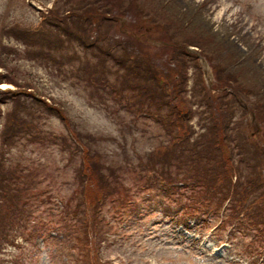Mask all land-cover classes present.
Returning <instances> with one entry per match:
<instances>
[{"label":"rangeland","instance_id":"rangeland-1","mask_svg":"<svg viewBox=\"0 0 264 264\" xmlns=\"http://www.w3.org/2000/svg\"><path fill=\"white\" fill-rule=\"evenodd\" d=\"M86 2L0 0V72L8 71L9 68L2 66L7 63L11 67L9 71L14 73V77H9V80H4V84L0 85V94L6 99L0 105V113L4 119H0V130L3 129L0 131V161L6 158L2 155L5 148L2 147L1 140L7 127H2L5 119L9 118L14 101L5 96L7 90L19 91L20 95L27 98L29 94L27 96L26 93H32L31 97L36 96L38 101L27 99L26 117L35 126L34 131L44 127L43 138L46 139L39 142L34 136H29L31 139L24 135L18 136L8 148L9 159L15 161L10 166L13 167L11 171L15 173L22 168L23 172L32 173L24 184L33 180L36 190H41V210L37 214H29L26 219L31 229L28 237L18 236L15 244L0 248V264H95L98 261L99 264H264V258L252 252L253 245L257 244L255 239L264 238L261 227L254 226L246 216L242 217L243 222L233 223L227 229L219 226L225 208L220 214L203 215V209L199 208L205 205L200 204L202 195L178 189L181 183L179 181L183 179L199 182L191 179V173L184 171L186 166H183L181 174H178L180 177H177V166L161 164L160 160L152 159L150 149L141 137V127L144 128L146 123L139 121L138 117L146 112L141 115L142 109H133L129 103L133 100L139 108L144 99V96L143 99L140 97L139 87L136 88L142 83L137 77L139 72L136 68H128L127 63L118 64L119 60L126 57L124 50L130 48L135 51L136 56H146L148 61L161 67L160 73H172L171 69L167 71L171 48L163 49L161 45L170 41L178 45L184 37L173 34L169 29L165 30L164 26L159 28L154 23L156 18L162 20L163 15H170L168 7L165 10L162 8L172 2L186 14L190 10L201 12V21L209 23L216 32L225 33L226 39L230 36L232 42L247 43L248 47L238 45L240 52L245 53L246 57L252 55L254 64L260 72L263 69L264 75V0H103L107 4L112 2L117 10L108 13V18L96 13L100 27L97 25L94 30L91 28L93 33L89 36L90 42H82L86 50L95 49L103 56L101 62L91 59L93 64H89L86 52L75 45L68 46L69 49L62 53L55 52L53 55L57 61L47 59L49 66L35 60L33 53H28L32 48L24 46L30 40L31 33L35 40L38 36L42 39V22L51 19L52 11L68 13L89 7L87 12L93 11L95 15L98 5L91 7ZM127 2L132 3V7L135 5L141 8L142 12L139 10L137 14V10H129L125 13ZM87 17L88 15L83 14L82 21ZM46 30L48 39L63 32V28L56 26ZM121 44L125 47L123 51ZM190 51H196L201 58L199 57L197 64L190 63L186 70L184 68L188 89L200 79L204 86L211 89L212 96L217 97L231 90L217 91L216 76L207 55L192 46ZM6 55L9 60H6ZM114 57L120 59L116 62ZM62 61L67 66L66 74L81 72L80 82L75 81L72 76L67 79L57 76L54 78L51 72L56 75ZM83 62L89 64H84L88 67L86 70L81 69ZM90 67H93V71ZM174 67L171 64V68ZM177 80V76H174V83ZM234 92L238 96L231 93L226 97L223 94L224 101L229 104V98H238L245 109H239L243 121L242 133L255 146L264 147V127L258 114L252 110L251 104L245 102L243 91ZM216 100L215 98L214 102ZM41 101L48 104L40 107L38 104ZM233 105L237 106L236 101ZM150 112L157 111L150 109ZM149 115L148 113L146 117ZM151 115L158 121L157 114ZM159 115L161 123L169 125L165 116L161 113ZM70 121L86 136L99 137L98 141L91 143L94 153H100L104 157L99 168L92 171L88 164L87 168L79 167L78 162L84 157L82 152L75 156L74 147L67 145V153H62L61 148L65 146L55 144L57 138L58 141L65 137L75 141L74 135L66 127V123ZM191 123L197 130V137L200 132L198 118H193ZM26 125L22 123L25 126L21 127L22 130ZM153 128L147 130L148 135L155 133ZM80 146L85 151L83 143L80 142ZM102 156H96V159ZM36 164L46 165L45 170H50L49 174L33 175ZM100 170H104L109 177V185L115 184L117 179H123L124 183L121 182L118 186L122 191L119 196L97 186L95 174ZM11 171L7 175L13 177ZM72 173L75 177L69 179ZM139 173L143 176L140 177ZM171 178L180 180L170 181ZM142 182L144 183L141 184ZM144 185L153 188L142 191L141 187ZM74 193L81 204L74 202L70 206L71 195ZM193 196H196L197 203L189 200ZM117 197V202L111 200ZM108 202L113 204L109 214L105 213ZM192 204L197 206L192 208ZM54 207L57 217L60 210L65 211L64 207H71L74 210L71 215L75 217L74 221L68 220V223L63 224L60 222L48 228L47 217ZM257 245L263 247L264 254V241Z\"/></svg>","mask_w":264,"mask_h":264},{"label":"trees","instance_id":"trees-1","mask_svg":"<svg viewBox=\"0 0 264 264\" xmlns=\"http://www.w3.org/2000/svg\"><path fill=\"white\" fill-rule=\"evenodd\" d=\"M86 1L87 6L93 7V5H98L94 11L95 15L93 11L87 12L89 7L69 11L68 13H65L67 11L60 13L52 11L50 15L51 19L48 22H42V28L40 29V34L43 35L42 39L38 36L35 40L34 35L31 33L30 42H26L24 46L26 48H32L28 50V53H33V57H36L35 60L49 66L48 60L52 59L57 61V58H54L53 55L55 52L62 53L65 49H69L68 46L75 45V47L86 52V60L89 64H93L91 59L96 61L98 59L97 63L99 61L101 62L103 56L98 54L95 49L86 50L82 42H90L89 36L93 33L91 28L94 30L95 26L100 25V23H97L96 13L108 18V13L116 11L117 8L113 7L112 2L107 4L103 3V0ZM68 4H70V1ZM136 7L135 5L132 7V3L127 2L125 13L129 10L131 12L137 10V14H139V10L142 12L141 8ZM165 7L171 10L170 15H163V19L166 21L156 18L154 23H157L159 28L164 26L165 30L169 29L173 34L175 33L177 36L184 37L178 45L172 41L168 44L162 43L161 45L163 49L171 48V56L169 57L170 64L167 65V71L171 69L172 73H160L159 70L161 67L148 61L149 59L146 56L143 57L140 54L139 57L136 56L135 51L130 48L124 50L125 47L123 44H121L120 48L124 47L122 51L124 50L126 57H123L121 60H119L120 58L117 59L114 57L116 62L119 60L118 64L123 65V63H127L128 68H136L139 72L137 77L142 83L137 85L136 88L139 87L140 97L143 99L142 96H144V99L139 108L133 100L129 103L133 109H142L141 115L146 112L145 115L138 116L139 121L142 120V122L146 123V125H143L144 128L141 127V137L150 149L149 154L152 159L160 160L161 164L177 166V172L175 173L177 177L181 174L180 171L183 170V166H186L184 171L191 173V179L194 178V180L199 181L196 183L190 179H183V181H179L182 183V186L178 187V189H183L184 191L190 190L192 194L197 193L202 195L200 204L205 205L199 208L203 209V212H201L203 215L220 214L221 210L225 208L223 212L224 217L221 219L220 226L228 228L233 223L240 224L243 222L242 217L246 216L249 218L250 223L264 230V147L262 146V148L259 145L255 146L242 133L243 121L239 109H244V107L239 103L238 98H229L228 104L224 101L225 97L223 95L225 94L228 97V94L230 95L232 93L236 97L238 94L234 91H243V98L246 99L245 102L251 104L252 110L258 114L259 120L264 127L263 69L260 68V72L257 68L258 66L254 64L252 55L246 57L245 53L242 54L240 52V46L238 45L241 44L248 47L247 43L242 44V41H240V44L234 41L232 42L230 36H228L229 39H226L225 33L216 32L209 23L201 21V12L190 10L188 12V14L190 13V17H188L187 12L181 11L180 6L172 2L163 6L162 9L165 10ZM83 14L88 15L85 21H82ZM51 26L63 28V32L56 34L55 38L48 39L46 29ZM62 33H65V36ZM81 33L85 34L83 35ZM86 37L88 41L85 39ZM139 43L141 44L140 41ZM191 46L205 53L207 55L206 57L212 63L217 81L216 90L231 89L233 92L227 90L217 97L214 95L213 97L210 94L211 89L204 86L200 79H197V82L193 83L194 86L188 89L185 70L190 63L197 64L200 57V54L195 53L196 51H190L189 48ZM2 47L5 49L3 43ZM143 51L146 50L143 49ZM5 57L6 60H9L7 55ZM211 58H213V61H211ZM60 63L62 64L57 68V74L55 75L53 71L51 72L54 78L57 76L67 79L69 76H72L71 78L80 82L79 79L82 78L81 72L76 71L74 74L68 75L66 74V63L63 61ZM88 63L83 62L81 69L86 70L88 67L84 66V64ZM171 64L175 67L171 68ZM2 66L11 69L7 63H3ZM9 69L5 73L0 72V85L4 84V80H9V77H14V73L9 71ZM91 69L93 71V67ZM174 76H177L178 82L174 83ZM20 94L19 91L7 90L5 92V96H9L8 98L14 101H12L9 118L5 119V125L2 127H7V131L6 133L2 131L3 139L1 140L2 147L5 148V152L2 155L6 158L0 161V248L8 244H15V239L18 236L28 237L31 229H29L26 219L29 214H37L41 210L39 202L41 190H36L37 188L34 187L35 181L33 180H29L26 185L24 184L25 179H29L32 173L30 171L23 172L22 170L24 169L22 168L13 173L11 171L13 167H10L14 165L15 161L9 159L8 148L11 147L15 137H23V135L28 137L34 136L39 142L46 141L43 138L45 136L43 133L45 132L44 127H39L37 131H34L33 128L35 126L31 125V121L26 117L27 99L33 101L32 99H36V96L31 97L30 95L32 93H26V95L29 94V96L27 95L29 98H27ZM248 97L250 99H247ZM215 98L217 100L214 102ZM36 101L38 100L36 99ZM222 101L224 103H219ZM235 101L238 107L233 105ZM3 102H6V99L4 95L0 94L1 106ZM47 104L46 101H41V104H38V106L43 107ZM150 109L157 112H150ZM148 113L150 115L146 117ZM151 113L158 115V121L152 117ZM159 113L165 116L169 125L165 126V124L161 123ZM1 118L3 119V114L0 113ZM193 118H198L200 132L197 137H195L197 130L191 123ZM21 122L27 124L23 130L22 128L25 126H22ZM66 127L74 135L75 141L69 140L68 137L58 141L57 138L55 144L57 146H65L61 148V152L67 153V145H70L76 151L75 156L80 154V152L84 155L83 159H80L81 163L80 160L78 162L79 167L87 168L88 164L89 169L92 168V171L95 168H99L103 164L104 157L100 153H94L93 145L91 144L98 141L99 137L86 136L85 133L79 131L72 121L66 123ZM150 128L156 131L148 135L147 130ZM80 142L86 147L85 151H82ZM96 156H102V158L97 160ZM22 167H25V165ZM46 167L43 164H36V171L33 172V175H48L50 170L46 171ZM178 168L180 169L179 171ZM9 171L12 172L13 177L7 175ZM139 176L142 177L143 175L139 173ZM74 177L72 173L69 179ZM95 178L98 180L97 186L101 190L109 193L114 192L116 196L121 194V188L118 186L121 182L124 183L123 179H117L115 184L109 185L107 181L109 177L106 176L104 170L98 171L95 174ZM171 180L180 179L171 178ZM53 186L55 187L56 185L53 184ZM128 188L130 189V187ZM141 188H143V191L152 190L153 187H145L144 185ZM127 192L129 194V191ZM71 197L72 201L69 202L70 206L74 202L81 204L80 199L77 198L75 193ZM112 198L111 200L114 202L119 200L118 197ZM190 199L194 203H197L196 196L190 197ZM112 205L109 202L105 205V213L112 211ZM195 206L197 205L192 204V208ZM64 208L65 211L60 210L57 213L58 217L54 214L56 207H54L53 211H49L51 214L47 217L48 228L56 226L60 222L63 224L68 223V220L74 221L75 217H71L74 210L71 207ZM254 230L258 231L256 228ZM105 232L107 233L108 231ZM255 240L258 244L264 241V238ZM257 244L253 245L252 252L254 255L261 256L263 247ZM261 247L262 249H260ZM95 264H99V261Z\"/></svg>","mask_w":264,"mask_h":264},{"label":"bare ground","instance_id":"bare-ground-1","mask_svg":"<svg viewBox=\"0 0 264 264\" xmlns=\"http://www.w3.org/2000/svg\"><path fill=\"white\" fill-rule=\"evenodd\" d=\"M3 88H4V86H3Z\"/></svg>","mask_w":264,"mask_h":264}]
</instances>
